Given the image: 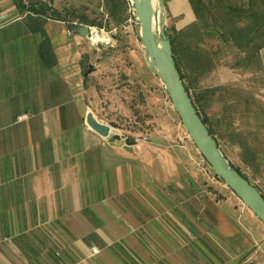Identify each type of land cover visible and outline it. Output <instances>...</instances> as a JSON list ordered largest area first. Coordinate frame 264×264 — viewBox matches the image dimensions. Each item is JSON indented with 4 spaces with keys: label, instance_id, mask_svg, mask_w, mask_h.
Here are the masks:
<instances>
[{
    "label": "crops",
    "instance_id": "crops-1",
    "mask_svg": "<svg viewBox=\"0 0 264 264\" xmlns=\"http://www.w3.org/2000/svg\"><path fill=\"white\" fill-rule=\"evenodd\" d=\"M167 7L175 30L194 22L187 0ZM0 12L12 19L0 28V264L264 263V230L247 229L235 196L203 191L182 150L170 143L114 150L83 125L91 109L80 63L92 49L84 38L46 19L55 59L46 69L24 14L7 0ZM135 41L125 35L122 51L135 60L129 76L144 98L155 74ZM104 51L91 52L95 71Z\"/></svg>",
    "mask_w": 264,
    "mask_h": 264
},
{
    "label": "rangeland",
    "instance_id": "rangeland-1",
    "mask_svg": "<svg viewBox=\"0 0 264 264\" xmlns=\"http://www.w3.org/2000/svg\"><path fill=\"white\" fill-rule=\"evenodd\" d=\"M7 1L8 4L15 7L16 0ZM21 1L29 3L27 0ZM29 1L33 2L35 0ZM227 1L235 5H239L241 2L245 3L244 0ZM39 2L45 6L47 5V9L52 8L60 13L67 8L78 9L79 7H84L87 17L100 23V25L91 26L72 22L70 27H68L67 23L65 24L68 36L77 34L73 32L75 26H85L88 30L87 37L81 36L92 48L88 53L89 55L83 58L80 63L85 90V104L87 106L90 105L91 112L95 113V117H97V120L94 118L96 121L110 128L108 137L103 138L108 148L111 147L114 150L122 149L126 146L124 144L126 139H130L134 144L144 145L148 143L147 145H153L152 147L154 148H158L157 146L161 144L170 143V150H174L173 148L182 150L184 156L187 157L188 166L195 174L194 180L199 181L204 186L203 191L210 193L217 199L222 196H234L224 183L214 175L188 139L187 133L180 124L173 103L161 81L154 75L156 82L148 84L151 87L150 92H154L147 94L144 98L138 93L137 84L129 76L131 74L130 65L135 60L131 57L129 61L126 52L123 53L122 51V41L125 35L129 36L134 46L135 39V42L139 44L138 46H142L140 27L136 16L135 18L131 16L133 20L128 23V14L126 12L125 22L118 28H113V23L108 21L105 7L101 0H39ZM167 3H163L164 19L158 23L159 39L161 32H169V28L172 27L173 23ZM154 6V10L157 13L158 0L155 1ZM22 14H24V17L26 16V13ZM11 20V17H9V21ZM199 26L202 27L203 24L199 23ZM89 31L94 32V35H98L100 39L92 42V33L90 35ZM199 32L198 30H189L184 34L187 37L183 36V39L194 44L200 42L199 46L209 51L217 50V62L215 61V67L203 79H197L192 83L190 93L217 88L216 92L209 95L206 103H203L205 114L208 118V126L213 131L216 140L212 136L211 138L216 142L222 155L232 168L233 166L237 168L247 179L248 183L253 188L255 187V191L264 196V46L256 53L251 54L252 52H248V50L228 48L216 40L204 36L201 37L200 35L203 32ZM116 38L121 43L114 46ZM259 42H261L260 39L253 40V44H258ZM129 47L131 50V46ZM100 49L105 51L99 56L100 60H96L100 63H97L99 67L95 71L94 68L96 67L93 60L95 55L91 52ZM140 49L143 50L142 48ZM145 59L149 66L146 53ZM105 62H107L106 67L104 66ZM88 65L93 68V73L91 72L84 76L83 73ZM128 66L129 71H125V67ZM151 71L154 72L153 69ZM91 112L87 109L86 114L83 116V125H86L85 116L87 114L92 116ZM26 117V115H21L17 120L22 121ZM164 132L170 133L174 139L170 142L157 141L156 138ZM114 136H117L118 139H115ZM130 147L133 146L131 145ZM135 147L138 148V145ZM159 149L163 148L160 147ZM147 150L153 152L152 149ZM172 155L175 156L174 153ZM177 157H179L178 153ZM154 158L160 163L157 156ZM240 205L245 208L241 202ZM248 212L245 208L240 214L241 220L247 229L255 232L264 230V225L252 214V220L258 229L249 224ZM183 239V236H179L178 247L182 246L180 240ZM92 249L96 252L93 253ZM176 253L180 255L179 251H176ZM90 254L91 256L97 254V250L91 248ZM194 258L196 261L201 260V257L197 255ZM252 261L254 262V259ZM158 264H163V262H158ZM177 264H179V261ZM245 264L252 263L249 261L245 262Z\"/></svg>",
    "mask_w": 264,
    "mask_h": 264
},
{
    "label": "trees",
    "instance_id": "trees-1",
    "mask_svg": "<svg viewBox=\"0 0 264 264\" xmlns=\"http://www.w3.org/2000/svg\"><path fill=\"white\" fill-rule=\"evenodd\" d=\"M101 1L105 7L108 21L113 23V28H118L125 22L127 17L125 1ZM168 1L170 0H163V3L165 4ZM244 1L245 3L241 2L239 5H235L227 0H187L195 19L194 22L183 30L176 31L173 27H170L169 32H166L180 80L185 91L190 96L189 98L201 119V123L213 138H215L214 133L208 126V118L206 117L203 103H206L209 95L216 92L217 88L190 93V87L195 80L203 79L215 67L217 50L209 51L204 49L199 46L200 42L191 43L184 40L183 36L189 30H198L200 31L199 33L203 32L200 35L201 37L204 36L216 40L225 47L236 50H248V52H252L251 54L256 53L264 46V0ZM15 7L19 13H26L24 21L28 31L41 37L42 41L37 45V56L42 66L46 69H50L55 63L43 28L46 19L62 21L67 23L68 27H70L72 22L91 26L100 25L96 20H90L87 17L84 7H79L78 9L67 8L60 13L52 8L47 9L39 1L34 4L23 3L21 0L15 1ZM199 23L203 24V26H199ZM255 39H260L261 42L253 44ZM233 168L247 181L237 168L234 166ZM259 194L264 200V196L261 193Z\"/></svg>",
    "mask_w": 264,
    "mask_h": 264
},
{
    "label": "water",
    "instance_id": "water-1",
    "mask_svg": "<svg viewBox=\"0 0 264 264\" xmlns=\"http://www.w3.org/2000/svg\"><path fill=\"white\" fill-rule=\"evenodd\" d=\"M27 1L31 3L29 0ZM38 1L35 0L33 3L36 4ZM154 7L151 0H133L135 16L140 27V41L144 52L147 54L149 67L153 69L155 76L163 84L173 103L180 124L196 151L210 167L214 175L264 225V200L226 161L216 142L201 123L175 68L166 33L161 32L160 39L158 37V23L164 19L162 0H158L157 13ZM73 32L82 37L88 36V30L85 26H75ZM92 71L93 68L88 65L83 75L86 76ZM85 124L91 131L102 138H106L110 134V128L96 121L90 114L85 116ZM114 138L118 139L117 136H114ZM124 144L131 146L134 145V142L126 139Z\"/></svg>",
    "mask_w": 264,
    "mask_h": 264
},
{
    "label": "built area",
    "instance_id": "built-area-1",
    "mask_svg": "<svg viewBox=\"0 0 264 264\" xmlns=\"http://www.w3.org/2000/svg\"><path fill=\"white\" fill-rule=\"evenodd\" d=\"M125 1V5H126V12L128 14V23H131L133 18H131V16H134L135 18V12H134V8H133V0H124ZM7 21H9V17L6 13L0 12V27L3 26V24H5ZM90 35L92 33V31H89ZM92 252L95 253L96 251H94L92 249Z\"/></svg>",
    "mask_w": 264,
    "mask_h": 264
},
{
    "label": "bare ground",
    "instance_id": "bare-ground-1",
    "mask_svg": "<svg viewBox=\"0 0 264 264\" xmlns=\"http://www.w3.org/2000/svg\"><path fill=\"white\" fill-rule=\"evenodd\" d=\"M155 1L156 0H151V2L154 4L155 3ZM91 39H93V41L92 42H96V41H98L99 39H100V37L98 36V35H94V32H92V38Z\"/></svg>",
    "mask_w": 264,
    "mask_h": 264
}]
</instances>
